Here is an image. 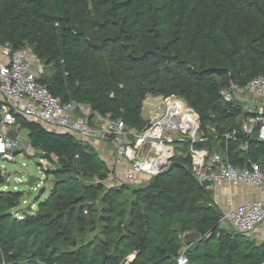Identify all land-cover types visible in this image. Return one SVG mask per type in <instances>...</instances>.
Here are the masks:
<instances>
[{
	"label": "trees",
	"instance_id": "1",
	"mask_svg": "<svg viewBox=\"0 0 264 264\" xmlns=\"http://www.w3.org/2000/svg\"><path fill=\"white\" fill-rule=\"evenodd\" d=\"M4 42L30 47L43 67L38 81L62 104L140 131L145 96L175 95L196 112L199 130L194 141L175 142L168 168L146 183L108 185L111 170L93 145L16 114L15 127L27 130L29 149L52 164L44 172L54 179L35 209L19 208L23 193L3 190L0 170V264L264 258L263 243L220 228L222 211L196 180L189 152L206 149L237 167L255 162L264 174V140L241 129L255 112L220 94L264 74V0H0Z\"/></svg>",
	"mask_w": 264,
	"mask_h": 264
},
{
	"label": "built area",
	"instance_id": "2",
	"mask_svg": "<svg viewBox=\"0 0 264 264\" xmlns=\"http://www.w3.org/2000/svg\"><path fill=\"white\" fill-rule=\"evenodd\" d=\"M41 71L42 65L29 46L13 49L9 42L0 43V159L12 161L15 153L30 148L28 140L20 141L18 135L13 137L7 132L8 128H15L16 114L40 124L47 131L68 133L74 139L93 146L96 142L105 143L112 149L109 163L106 162L116 164V174L121 175L120 183L138 184L141 182V174L152 177L164 171L171 163L168 158L174 155V143L184 140V137L195 140L198 115L178 96L147 94L142 101V110L148 113L147 124L142 130L135 131L108 113H93L81 103H60L38 81ZM220 94L224 101H234L241 104L243 109L255 112L243 119L241 129L247 135L254 133L258 139L264 140V74L251 78L243 87L230 83ZM179 101L184 103L188 114L195 117L193 123L192 120L186 122V131L178 126L173 107ZM175 132L180 134L176 135ZM233 134L226 133L225 136L230 138ZM189 152L192 172L205 189L212 191L222 184L247 185L258 195L252 201L222 211L220 228L231 229L250 238L253 233L263 229L264 174L258 165L249 162L243 167H237L225 161L218 153L209 154L206 149L192 146ZM41 160L45 169L51 167L48 160V164L45 163L46 159ZM22 182L23 178L16 175L12 188L7 180L1 188L17 190ZM41 182L40 178H35L30 189L37 190ZM186 262V256L181 253L177 257V264ZM258 264H264V258Z\"/></svg>",
	"mask_w": 264,
	"mask_h": 264
},
{
	"label": "rangeland",
	"instance_id": "3",
	"mask_svg": "<svg viewBox=\"0 0 264 264\" xmlns=\"http://www.w3.org/2000/svg\"><path fill=\"white\" fill-rule=\"evenodd\" d=\"M42 71H43V67H42ZM252 99V98H250ZM254 100V99H253ZM180 106H183L182 104ZM142 115L145 119L148 118V113L146 112V110H142ZM18 128V127H15ZM199 130V122H198V127L196 129V135L198 133ZM18 138L20 141H25L27 140V130L23 129V128H18ZM182 132V131H181ZM187 133V132H186ZM176 135L180 134L178 132H175ZM195 135V136H196ZM176 153V151H175ZM180 152H178L179 154ZM42 158L40 157H34L32 150H27V151H22L20 153H17L14 155L13 160L12 161H7V160H3L0 159V170L1 173H7V176L5 178V180H7L11 185L10 187L12 188V182L14 181V177L20 176L23 178V181H25L28 176H34L35 178H40L42 180V182L40 183V186L37 188V190H31L30 187L25 186L23 184L18 185L17 190L21 191L23 193L22 199H24L22 202H26L25 204H20L19 208H25L27 205H29L33 198L38 194L39 190L41 188H45V191L41 194L40 196V200H43L49 193V189L51 187L52 184V180L54 179V175L53 174H47L44 172V167H43V163H42ZM107 162L109 163V160L107 159ZM40 163V164H39ZM42 163V164H41ZM45 163H49L47 160H45ZM22 164H25V166L23 167ZM1 165H3V168L1 167ZM109 165V168L111 169V174L109 176L108 179H106V183L108 185H114V184H120V176H118L116 174V164H107ZM48 167V166H47ZM52 167V166H51ZM142 176L139 177V179H141L140 183H136V185L139 184H143L146 183L150 176L145 175V174H141ZM135 183V182H134ZM36 204H34L35 206ZM32 206V204H31ZM34 206H32V208H34ZM35 209V208H34ZM91 235H87L86 238H90ZM131 257V256H130ZM129 259V256L127 257V260Z\"/></svg>",
	"mask_w": 264,
	"mask_h": 264
},
{
	"label": "crops",
	"instance_id": "4",
	"mask_svg": "<svg viewBox=\"0 0 264 264\" xmlns=\"http://www.w3.org/2000/svg\"><path fill=\"white\" fill-rule=\"evenodd\" d=\"M19 134V132H18ZM94 147L100 157L105 161L111 158L112 149L103 142H96ZM212 196L221 211L228 210L231 207L236 208L237 205L246 201H252L258 197L256 191L247 185L231 186L222 184L212 189ZM251 239L257 243L264 241V228L253 233Z\"/></svg>",
	"mask_w": 264,
	"mask_h": 264
},
{
	"label": "bare ground",
	"instance_id": "5",
	"mask_svg": "<svg viewBox=\"0 0 264 264\" xmlns=\"http://www.w3.org/2000/svg\"><path fill=\"white\" fill-rule=\"evenodd\" d=\"M181 104L184 105L182 101L176 102V104L173 107L177 114L178 126H180L182 130L186 131L187 130L186 122L192 120V123H193L195 121V117L192 114H188L185 107L180 106ZM190 130L192 131L193 127Z\"/></svg>",
	"mask_w": 264,
	"mask_h": 264
},
{
	"label": "water",
	"instance_id": "6",
	"mask_svg": "<svg viewBox=\"0 0 264 264\" xmlns=\"http://www.w3.org/2000/svg\"><path fill=\"white\" fill-rule=\"evenodd\" d=\"M7 132L13 136V137H17V131L13 128H8L7 129ZM171 157L168 158V161H171ZM162 166H165V164H161ZM35 180V177L34 176H28L27 180L23 181L22 184L25 185V186H32L33 184V181ZM45 191V188H41L38 192V194L33 198L32 202L28 205L30 206L31 204H34L41 196V194ZM124 263V262H123Z\"/></svg>",
	"mask_w": 264,
	"mask_h": 264
}]
</instances>
